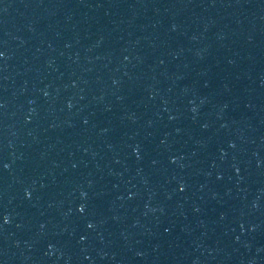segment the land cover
I'll list each match as a JSON object with an SVG mask.
<instances>
[{
	"label": "water",
	"instance_id": "obj_1",
	"mask_svg": "<svg viewBox=\"0 0 264 264\" xmlns=\"http://www.w3.org/2000/svg\"><path fill=\"white\" fill-rule=\"evenodd\" d=\"M0 264H264V0H0Z\"/></svg>",
	"mask_w": 264,
	"mask_h": 264
}]
</instances>
